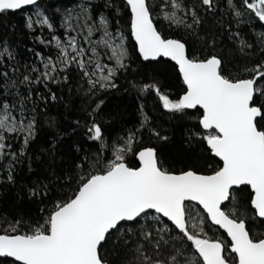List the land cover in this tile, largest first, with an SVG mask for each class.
Instances as JSON below:
<instances>
[{
	"label": "snow or ice",
	"instance_id": "1",
	"mask_svg": "<svg viewBox=\"0 0 264 264\" xmlns=\"http://www.w3.org/2000/svg\"><path fill=\"white\" fill-rule=\"evenodd\" d=\"M219 2L236 25L245 15L264 24V0ZM124 8L128 35L120 27ZM217 11L218 0H0V16L23 12L34 45L22 61L17 46L0 37V184L16 183L18 164L34 171L30 152L42 131L50 134L43 155L55 159L64 134L55 118L39 119L61 99L52 86L94 101L87 123L74 121L88 148L71 145L66 172L49 164L50 183L24 186L29 200L45 205L43 215L0 214V264H264V232H253L264 226V32L246 38L243 28L217 21L243 57L234 76L215 53L217 29L200 34L207 14L214 19ZM158 21L178 31L166 36ZM129 37L143 61L174 62L184 85L177 99L155 79L133 85L141 95L153 93L174 119L191 121L184 139L190 155L179 172L164 166L156 147H136L146 115L119 142L95 118L104 100L94 98L117 88L116 78L132 68ZM199 148L218 160L208 174L197 167ZM210 227L227 240L209 236Z\"/></svg>",
	"mask_w": 264,
	"mask_h": 264
},
{
	"label": "trees",
	"instance_id": "2",
	"mask_svg": "<svg viewBox=\"0 0 264 264\" xmlns=\"http://www.w3.org/2000/svg\"><path fill=\"white\" fill-rule=\"evenodd\" d=\"M51 2L64 3L66 0H51ZM121 16L123 18L120 20V27L125 31V35H128V11L126 8L122 9ZM242 19L244 24H234V18L228 15L227 9L218 0V11L215 18L213 19L212 14H207L205 17L206 22L200 28L201 35H204L210 29H217L215 53L222 54L228 59L227 70L234 76L241 74L237 72V69L242 67L243 57L237 51V46L227 39L224 27L231 24L234 30L243 28V35L246 38L250 35L255 36L256 33L252 29L254 19H251L248 15H245ZM217 21L224 27L217 28ZM23 23V12H9L0 16V37L11 40L17 46L22 61L25 57L31 56L27 48L34 47L32 39L25 34ZM157 24L162 34L166 36L175 35V32L178 31L166 27L163 21H158ZM127 46L134 61L132 68L128 73H123L116 78L117 88L108 92H100L94 98L97 102L99 99L104 100V104L95 118L103 125L106 137H110L111 142H119L117 138L124 137L129 132H135L140 127L141 119L146 115L150 123L147 129L137 133L142 139L136 147H156L166 168L173 172L184 170L190 155L184 146V139L188 133L187 124L191 121L174 119L171 114L162 109L153 93L141 95L138 88L133 86L149 83L155 79L159 81L163 92L168 94L170 98L177 99L184 89L179 73L173 64L165 60L143 62L138 53L134 52L135 44L130 37ZM39 50L43 51L42 48ZM259 58V54L251 57L253 60ZM71 86L75 88L76 82L73 81ZM52 87L54 91L59 87L58 95L61 99L49 102L46 109L45 105L38 101V107L45 109L40 113L39 119L44 121L50 117L55 118L59 125V131L64 134V139L58 145L55 159L49 160L47 156L43 155V150L49 146L50 134L42 131L31 147L30 155L33 157L32 167L34 171L30 172L28 170L27 163L18 164L14 173L16 183L8 184L5 182L0 184V214H3L6 219L18 215L32 218L43 215L39 212V209L45 207V205L29 200L23 190L24 186L36 184L38 180L50 183L49 164H51V168L56 174L66 172L72 164L71 145L80 143L84 144L85 148L89 146L82 135L83 129L76 128L74 121L80 120L82 124L87 123L85 109L91 111V108L94 107V101L84 95L69 93L64 85ZM141 106H143L142 111ZM74 128L75 131H73ZM151 128L157 129L162 135H167L169 140L166 142L158 141L151 135ZM91 150L94 151L95 146ZM195 155L199 157L197 166L199 171L205 174L210 173L218 163V160L213 158L211 153H205L203 148L197 149ZM36 156H39L44 163L41 164L36 161ZM105 156H108L107 152H105ZM128 160L132 166L136 165V161L131 156L128 157ZM206 231L209 236H218L227 240L224 234L214 227L206 228ZM253 232L259 233L264 232V230L259 229L256 225Z\"/></svg>",
	"mask_w": 264,
	"mask_h": 264
},
{
	"label": "rangeland",
	"instance_id": "3",
	"mask_svg": "<svg viewBox=\"0 0 264 264\" xmlns=\"http://www.w3.org/2000/svg\"><path fill=\"white\" fill-rule=\"evenodd\" d=\"M252 29L256 34L259 32H264V24H260L258 21L253 20ZM257 227L261 230H264V226H260L259 224H257Z\"/></svg>",
	"mask_w": 264,
	"mask_h": 264
},
{
	"label": "water",
	"instance_id": "4",
	"mask_svg": "<svg viewBox=\"0 0 264 264\" xmlns=\"http://www.w3.org/2000/svg\"><path fill=\"white\" fill-rule=\"evenodd\" d=\"M133 41V40H132ZM133 43L135 44V42L133 41ZM139 55V54H138ZM142 60V59H141ZM161 60H165V61H168V62H170L171 64H173L174 65V62H171V61H169V60H167V58H164V59H161ZM143 61V60H142ZM143 62H145V63H148V62H146V61H143ZM152 62H156V61H152ZM175 66V65H174ZM182 81V80H181ZM183 84V83H182ZM184 86V85H183ZM214 228H216V229H218L217 227H214ZM222 234H224V236L226 237V234L223 232V230H221V229H218ZM226 239H227V237H226Z\"/></svg>",
	"mask_w": 264,
	"mask_h": 264
}]
</instances>
